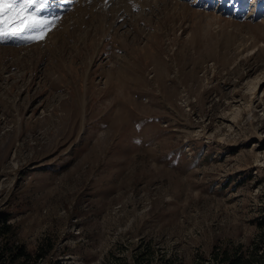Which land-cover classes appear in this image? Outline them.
I'll list each match as a JSON object with an SVG mask.
<instances>
[{
	"label": "rangeland",
	"instance_id": "rangeland-1",
	"mask_svg": "<svg viewBox=\"0 0 264 264\" xmlns=\"http://www.w3.org/2000/svg\"><path fill=\"white\" fill-rule=\"evenodd\" d=\"M35 7L43 41L0 40V218L16 240L70 264L247 244L264 213V0Z\"/></svg>",
	"mask_w": 264,
	"mask_h": 264
},
{
	"label": "trees",
	"instance_id": "trees-1",
	"mask_svg": "<svg viewBox=\"0 0 264 264\" xmlns=\"http://www.w3.org/2000/svg\"><path fill=\"white\" fill-rule=\"evenodd\" d=\"M10 219L8 213H3L0 218V264H70L48 255L54 247L51 242L40 244L30 252L24 243L16 240ZM255 226L256 234L247 244L216 243L207 257L201 254L192 264H264V213L255 220ZM131 260L129 264H184L175 255H157L150 245L146 246L145 252L133 255Z\"/></svg>",
	"mask_w": 264,
	"mask_h": 264
},
{
	"label": "snow or ice",
	"instance_id": "snow-or-ice-1",
	"mask_svg": "<svg viewBox=\"0 0 264 264\" xmlns=\"http://www.w3.org/2000/svg\"><path fill=\"white\" fill-rule=\"evenodd\" d=\"M47 0H0V40L24 38L34 42L43 41L48 33V25L28 9L46 6ZM32 33L23 36L24 33Z\"/></svg>",
	"mask_w": 264,
	"mask_h": 264
},
{
	"label": "bare ground",
	"instance_id": "bare-ground-1",
	"mask_svg": "<svg viewBox=\"0 0 264 264\" xmlns=\"http://www.w3.org/2000/svg\"><path fill=\"white\" fill-rule=\"evenodd\" d=\"M38 7H39V5H36V10L35 11H37L36 13H38L40 10H38Z\"/></svg>",
	"mask_w": 264,
	"mask_h": 264
}]
</instances>
